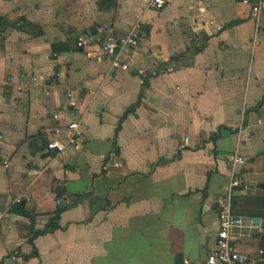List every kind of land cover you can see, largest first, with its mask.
Masks as SVG:
<instances>
[{
	"label": "crops",
	"instance_id": "obj_1",
	"mask_svg": "<svg viewBox=\"0 0 264 264\" xmlns=\"http://www.w3.org/2000/svg\"><path fill=\"white\" fill-rule=\"evenodd\" d=\"M253 4L0 0V264L200 263L217 242L235 153L247 186L231 192L243 220L234 246L264 251V10L257 21ZM135 23L127 70L85 55L101 26L122 35ZM71 120L80 148L46 150ZM72 180L87 195L30 244L28 228L47 224Z\"/></svg>",
	"mask_w": 264,
	"mask_h": 264
},
{
	"label": "built area",
	"instance_id": "obj_2",
	"mask_svg": "<svg viewBox=\"0 0 264 264\" xmlns=\"http://www.w3.org/2000/svg\"><path fill=\"white\" fill-rule=\"evenodd\" d=\"M147 6L160 10L165 6V0H146ZM264 10V0H254L251 8V16L257 21ZM99 31L104 34L102 40L97 44L95 50L85 49V55L88 58H94L97 61L106 59L109 62L110 68L113 71H125L129 68V61L125 58V53L136 47L141 38L140 24H133L130 29L122 35H117L105 26H101ZM77 46L84 48L89 46V41L80 36L77 38ZM139 73L144 74V69H140ZM68 105H73V97L69 95L67 101ZM58 119V114L53 115ZM64 129V131H63ZM56 127L54 129L55 137L47 140L45 149L62 153L66 147H74L75 149L81 146L82 129L80 122L77 120L69 121L64 128ZM229 166L232 176L227 186V193L219 205L218 209V230L217 242L213 249H211L206 258L200 263H193L188 258H183L182 264H254L255 261L264 260V251L257 249L254 253L243 252L237 250L234 246L235 233L234 229L243 227V220L241 217L235 216L231 211V192L240 187H246L247 183L240 177L234 176L237 165L245 164V159L235 153L229 160ZM119 163L113 162L114 166ZM264 197V195H263ZM69 197L64 195L63 198L57 200L58 204L67 202ZM237 236H242L237 234Z\"/></svg>",
	"mask_w": 264,
	"mask_h": 264
},
{
	"label": "trees",
	"instance_id": "obj_3",
	"mask_svg": "<svg viewBox=\"0 0 264 264\" xmlns=\"http://www.w3.org/2000/svg\"><path fill=\"white\" fill-rule=\"evenodd\" d=\"M147 78H144L143 80V87L147 86ZM142 96V90L141 92L139 93V96L137 98V101L132 104L128 109H126V111L124 112V114L120 117L119 119V123L117 125V129L119 128L121 122L124 120V118L127 116V114L129 112H133L135 107L139 104V101H140V98ZM264 99V97H263ZM262 101H260L258 103V105L261 104ZM211 139H214V136H211ZM46 142L44 143L43 146H45ZM64 195H67L69 197V200L67 202H64V203H60L57 205V208L56 210L54 211L53 215L50 217L49 221L47 222V224L42 228V229H34L32 226L29 227V238H28V242L30 244L33 245V240L35 237H37L38 235H44V234H47V233H51L57 229H60L61 226L59 225V217H60V214L66 210L67 208H70V207H73L75 206L79 200L83 197H85L87 194L86 193H68L64 187L60 188V189H57L56 191V198L57 199H62ZM18 207H20V205L18 204ZM14 210V209H13ZM22 212V211H21ZM23 213H25L23 211ZM34 250L32 252L31 255H35L36 254V250H35V247H33ZM24 257L26 258L27 256L24 255Z\"/></svg>",
	"mask_w": 264,
	"mask_h": 264
},
{
	"label": "water",
	"instance_id": "obj_4",
	"mask_svg": "<svg viewBox=\"0 0 264 264\" xmlns=\"http://www.w3.org/2000/svg\"><path fill=\"white\" fill-rule=\"evenodd\" d=\"M260 186L264 187V184ZM65 188L68 193H72V194L86 192V184L84 181H81V180L67 181ZM258 221H259V218L257 217L253 218V222H258ZM254 264H264V260L255 261Z\"/></svg>",
	"mask_w": 264,
	"mask_h": 264
},
{
	"label": "rangeland",
	"instance_id": "obj_5",
	"mask_svg": "<svg viewBox=\"0 0 264 264\" xmlns=\"http://www.w3.org/2000/svg\"><path fill=\"white\" fill-rule=\"evenodd\" d=\"M237 249V248H236ZM237 250H239V249H237Z\"/></svg>",
	"mask_w": 264,
	"mask_h": 264
}]
</instances>
